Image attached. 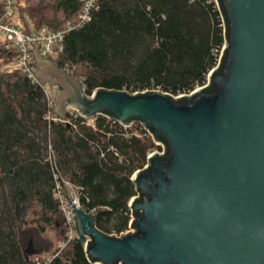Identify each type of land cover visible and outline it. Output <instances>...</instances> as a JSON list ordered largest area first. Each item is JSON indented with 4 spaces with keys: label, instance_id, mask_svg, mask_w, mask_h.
<instances>
[{
    "label": "trees",
    "instance_id": "trees-1",
    "mask_svg": "<svg viewBox=\"0 0 264 264\" xmlns=\"http://www.w3.org/2000/svg\"><path fill=\"white\" fill-rule=\"evenodd\" d=\"M16 2V24L26 32L72 25L64 53L53 61L81 79L88 95L104 88L186 97L208 83L212 69H223L227 30L214 0H96L81 26L85 0ZM8 44L0 52V264H35L22 248L28 227L57 238L41 261L98 264L79 239L62 246L66 224L56 185L69 183L81 207L95 214L97 228L121 235L134 216L129 202L138 195L132 175L147 164L154 141L137 122L125 127L105 115L71 113L61 119L42 84L20 68L5 69L18 57ZM213 88L211 82L204 89Z\"/></svg>",
    "mask_w": 264,
    "mask_h": 264
},
{
    "label": "water",
    "instance_id": "water-1",
    "mask_svg": "<svg viewBox=\"0 0 264 264\" xmlns=\"http://www.w3.org/2000/svg\"><path fill=\"white\" fill-rule=\"evenodd\" d=\"M216 1L227 30L223 69H212L208 83L186 97L104 88L88 95L81 79L43 58L34 42L35 75L55 89L58 117L75 109L125 127L140 122L164 144L132 175V232L99 230L66 184L91 261L264 264V0ZM211 82L213 90H205ZM22 248L28 262L39 253L32 238Z\"/></svg>",
    "mask_w": 264,
    "mask_h": 264
},
{
    "label": "built area",
    "instance_id": "built-area-1",
    "mask_svg": "<svg viewBox=\"0 0 264 264\" xmlns=\"http://www.w3.org/2000/svg\"><path fill=\"white\" fill-rule=\"evenodd\" d=\"M4 4V13L0 16V33H2L6 40L9 42L8 46L16 47L18 51V57L16 60L8 63L5 65V69H13V68H20L29 79H31L34 83H40V81L36 78V66H35V49L36 44L39 50L40 55L46 59H53L58 58L60 55L64 53V37L67 30L72 28V25H69L65 30H53L48 27H42L39 29H31L30 32H26L24 28L18 26L17 24H13L11 19L15 16L17 10V2L16 0H0ZM217 4V1L214 0ZM96 0H85V5L78 15L77 22L78 26H81L88 22L91 19V9L95 5ZM218 6V4H217ZM36 44H35V43ZM209 80V79H208ZM41 84V83H40ZM45 87L46 94L50 99V104H53V97L55 94V89L50 88L49 86L43 85ZM54 91V93L52 92ZM147 92V91H145ZM69 113L76 116H81L79 112L75 109H69ZM83 117V116H82ZM86 118V117H84ZM93 119V118H87ZM136 123V122H135ZM134 123V124H135ZM139 123L149 134V136L154 141L153 150L148 155V161L152 154H162L164 151V144L162 142L156 141L153 134L146 129L140 122ZM155 146L157 149L155 150ZM148 161L145 167L148 166ZM144 167V168H145ZM143 168V169H144ZM69 184V183H66ZM66 185L63 186L60 183H57L55 188V198L58 199L60 202L61 211L64 217V223L66 224V237L67 240L63 243V247L66 246L70 241L74 239H78L79 235L77 232L76 221L74 218V213L72 210V206L69 202L67 192H66ZM73 188V187H72ZM73 195L75 196L74 203L80 205L77 190L73 188L72 191ZM133 221V218L131 222ZM130 222V227H131ZM134 231V230H132ZM132 231H127L125 233H129ZM121 234V235H122ZM85 248V246H84ZM35 264H48L51 258H47L45 262L41 261L39 255L34 256Z\"/></svg>",
    "mask_w": 264,
    "mask_h": 264
},
{
    "label": "rangeland",
    "instance_id": "rangeland-1",
    "mask_svg": "<svg viewBox=\"0 0 264 264\" xmlns=\"http://www.w3.org/2000/svg\"><path fill=\"white\" fill-rule=\"evenodd\" d=\"M19 5L23 6L26 0H18ZM19 11L16 10L15 16L11 19V22L13 24L19 23ZM6 37L0 33V52L1 47H3L6 44ZM1 54V53H0ZM54 93V91L52 90ZM176 96L175 98H177ZM157 149V146L154 148ZM132 227H128V229L125 231H132ZM120 236V235H118ZM33 239L35 249L38 250V255L41 257H47L51 254V252L56 248L57 246V238L54 235L53 231H47L45 233L40 232L36 228L28 227L21 235V242L23 246H26L30 239Z\"/></svg>",
    "mask_w": 264,
    "mask_h": 264
}]
</instances>
